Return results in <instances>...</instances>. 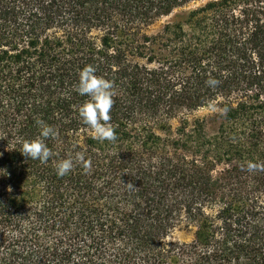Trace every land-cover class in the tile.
Wrapping results in <instances>:
<instances>
[{
    "label": "trees",
    "instance_id": "1",
    "mask_svg": "<svg viewBox=\"0 0 264 264\" xmlns=\"http://www.w3.org/2000/svg\"><path fill=\"white\" fill-rule=\"evenodd\" d=\"M194 1L0 0V264H264V0L151 31ZM86 65L115 84V141L78 114ZM38 121L46 164L20 152ZM78 152L91 168L57 175Z\"/></svg>",
    "mask_w": 264,
    "mask_h": 264
},
{
    "label": "clouds",
    "instance_id": "2",
    "mask_svg": "<svg viewBox=\"0 0 264 264\" xmlns=\"http://www.w3.org/2000/svg\"><path fill=\"white\" fill-rule=\"evenodd\" d=\"M208 83L215 86L218 81L209 80ZM75 91L80 96L87 98L79 107L78 114L83 123L92 131L93 138L101 142L115 141L117 139L116 131L110 123V113L114 105V97L117 95L114 82L97 75L94 66L86 65L78 73ZM37 123L40 129L39 134L34 139L24 142L20 152L27 159L38 160L46 164L53 156V152L46 141L49 138H56L59 133L55 127L44 121ZM77 164L85 169L91 168L90 159H86L83 152H78L75 157L69 155L59 159L55 164L56 173L59 176L68 175ZM249 170H255V165L249 166Z\"/></svg>",
    "mask_w": 264,
    "mask_h": 264
},
{
    "label": "rangeland",
    "instance_id": "3",
    "mask_svg": "<svg viewBox=\"0 0 264 264\" xmlns=\"http://www.w3.org/2000/svg\"><path fill=\"white\" fill-rule=\"evenodd\" d=\"M205 0H196L194 2H191L189 3L188 5H186L185 7L183 8H179L177 10H175L172 14L168 15V16H165V17H162L160 18L159 20H157L152 26H151V31H155L157 30L164 22L168 21L174 13L180 11V10H184V9H190V8H193L201 3H203ZM208 113V110L207 109H202V110H199L197 112V114H206ZM172 239H180V240H188L190 238V234L184 232V231H181V230H177L175 231L172 236H171Z\"/></svg>",
    "mask_w": 264,
    "mask_h": 264
}]
</instances>
